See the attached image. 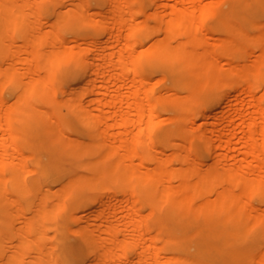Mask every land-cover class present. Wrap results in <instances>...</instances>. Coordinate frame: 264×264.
<instances>
[{"label":"bare ground","instance_id":"obj_1","mask_svg":"<svg viewBox=\"0 0 264 264\" xmlns=\"http://www.w3.org/2000/svg\"><path fill=\"white\" fill-rule=\"evenodd\" d=\"M0 264H264V0H0Z\"/></svg>","mask_w":264,"mask_h":264}]
</instances>
